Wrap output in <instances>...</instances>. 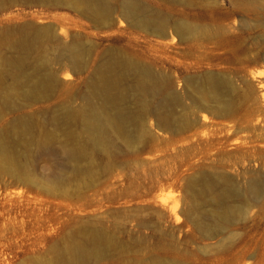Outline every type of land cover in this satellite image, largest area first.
I'll return each mask as SVG.
<instances>
[{"label": "rangeland", "instance_id": "obj_1", "mask_svg": "<svg viewBox=\"0 0 264 264\" xmlns=\"http://www.w3.org/2000/svg\"><path fill=\"white\" fill-rule=\"evenodd\" d=\"M136 1L152 10L188 20L211 16L217 8L232 9L229 0H219L217 5L189 7L163 0ZM169 7L174 9L172 13L167 10ZM72 9L39 0L0 2V30L27 26L25 41L32 45L31 49L16 50L3 44L0 58L26 56L31 65L38 53L30 31L34 26L52 29V38L44 40L41 49L46 60L54 59L58 50L73 39L78 38L86 50L84 72L74 74L68 62L52 64L58 76L56 87L47 99L28 107L24 106V89L12 81L8 67L2 70L7 92L0 91V132H8L7 143L27 161L35 180L60 174L66 195L57 196L52 202V197L37 182L27 183L5 171L0 173V207H8L5 203L9 198L43 200L48 205L62 202L64 208L59 209V214L75 217V221L66 231L60 230L48 241L34 246L32 236L36 225L8 216L0 208V264H45L51 258V246L63 244L68 230L81 227H98L117 244L111 257L90 264H151L154 261L264 264V190L258 196L249 191L253 180L264 177V98L260 96L264 95V41L253 42V32L248 31L247 42L237 39L223 44L214 40L204 46L192 41L180 43L175 34L167 39L149 37L128 27L118 14L103 24ZM228 17L226 22L234 27L233 33L241 32L242 21L254 22L240 11H230ZM40 19L43 21L39 22ZM152 40L171 42L169 57L144 51L140 60L178 96L180 102L175 112L185 114L189 125L172 131L163 129L155 109L161 96L147 94L141 98L135 92L137 83L131 78L125 79L121 86L129 92L127 107L135 111L143 100L150 108L146 138L131 149L120 143L106 157L96 155L91 161H82L83 168L89 170L77 175L60 151L64 138L63 102L69 95H84L88 91V76L109 54L124 56L128 50H138L136 44L148 48L147 43ZM210 73L224 76L233 86V91L226 96L234 105L228 117L218 116L222 109L217 103L210 99L199 101L191 94L190 82L201 81ZM203 116L206 117L204 126L200 122ZM19 120L46 124L54 131L56 153L46 154L35 143H27V135L16 140L18 131L14 130V124ZM226 121H231L230 129L222 127ZM221 138L225 144L212 152L203 144V140ZM222 150L227 154H222ZM200 175L225 176L242 194L241 200L226 198L228 205L241 212L229 226L226 237L205 239V232L195 223L200 212H192L195 196L190 183ZM54 211L47 210V214ZM53 223L61 226L56 221Z\"/></svg>", "mask_w": 264, "mask_h": 264}, {"label": "bare ground", "instance_id": "obj_2", "mask_svg": "<svg viewBox=\"0 0 264 264\" xmlns=\"http://www.w3.org/2000/svg\"><path fill=\"white\" fill-rule=\"evenodd\" d=\"M2 1L4 0H0V2ZM39 1L61 6L67 5L71 9L77 10L78 13L80 12L85 18L103 24L118 14L125 20L128 27L156 39H167L171 34H175L180 43L192 41L204 46L217 40L228 44L234 43L237 39L247 42L249 31L253 32L251 35L253 42L264 41V5L262 0H229L232 8L230 11H240L254 21L253 24L242 21L240 33L232 32L234 27L226 22L230 11L223 8H217L211 16L188 20L176 14L171 15L163 11L152 10L136 0ZM163 1L183 7L217 5L219 2V0ZM167 10L171 13L174 11L171 7ZM42 21L39 20V22ZM26 27L0 30V46L9 44L16 50L31 49L30 42L25 41ZM30 29L34 34V48L38 51L35 53L31 65L28 64L26 56L11 59L0 58V91L7 92L2 70L8 67L12 81L24 89L22 94L25 98V107L47 99L56 87L58 76L52 69V64L68 62L73 66L71 67L72 70L74 69V74L84 72L83 66L86 64V50L78 38L63 45L54 59L46 60L41 49L45 44L44 40L52 38V29L50 26H34ZM142 40H144L143 37ZM143 42H146V38ZM148 42V48L136 44L138 50H128L124 56L116 53L109 54L107 60L100 63L88 76L86 81L88 91L84 95H69L63 102L61 128L64 130V138L60 144V151L77 175L89 170V168H83L82 161H91L96 155L106 157L110 149L120 143L125 148L131 149L141 139L146 138L145 125L147 115L151 112L150 108L143 100L135 111L127 107L129 92L121 86V82L125 79L131 78L137 83L135 92L141 98L147 94L161 96L155 109L159 115V125L163 129L172 131L175 127L182 128L189 125L185 114L177 115L175 112V107L180 102L178 96L166 82L160 81L158 74H155L149 66L140 60L144 51L153 56L160 54L164 58H168L167 52L173 44L168 40ZM190 86L191 94L196 96L199 101L210 99L220 106L222 110L218 116H229L228 111L232 110L234 105L231 99L226 98L233 91V86L227 78L210 73L201 81L190 82ZM262 87L263 85H261ZM260 96L264 98L263 94ZM205 121L206 117L203 116L200 119L203 126ZM56 124L58 122L53 125ZM14 125V130L18 131L16 140H21L23 135H27V143H35L46 154L56 153V133L50 131L46 124L34 125L32 121L19 120ZM221 125L224 129L232 127L231 121L223 122ZM7 135L8 132H0V173L6 171L27 183L37 182L42 191L48 197H52V202L57 196H65L63 177L59 174L43 180H35L27 161H24L7 143ZM203 141L205 147L209 146V152L214 151L217 147L220 149L225 144L224 138L217 141ZM221 152L227 154L225 150ZM190 188L195 196L192 212H200L195 223L200 230L205 232L204 238L214 239L219 235L228 236L229 226L234 223L241 212L240 209L228 205L226 198L241 200L242 194L239 188L225 176L210 175H200L197 179L192 180ZM263 190L264 177L257 178L250 184L249 191L253 196L260 195ZM48 202L50 203V201ZM61 203L55 202V204L52 203L53 205L50 203L51 209L50 204H45L43 200L9 198L5 203L8 207L0 208H3L8 216L20 218L36 225L35 234L32 236V244L35 246L48 241L60 230L66 231L75 221V217L69 215L64 217L59 214V209L64 205ZM47 210L55 211L52 214H47ZM55 221L57 224H61L60 228L55 226L53 223ZM208 221L210 225L207 224ZM116 247V242L98 227L70 229L63 236V244L54 243L51 246V258L45 264L100 262L111 257ZM151 264L166 263L154 261Z\"/></svg>", "mask_w": 264, "mask_h": 264}]
</instances>
